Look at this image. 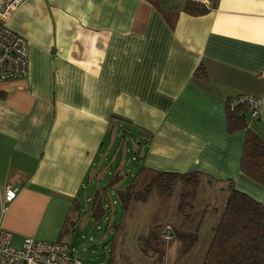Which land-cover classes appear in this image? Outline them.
<instances>
[{
	"label": "crops",
	"instance_id": "crops-1",
	"mask_svg": "<svg viewBox=\"0 0 264 264\" xmlns=\"http://www.w3.org/2000/svg\"><path fill=\"white\" fill-rule=\"evenodd\" d=\"M184 2L17 8L8 27L28 42L29 70L0 82V230L12 247L25 238L72 246L90 235L91 251H75L82 264H155L121 205L120 223L110 208L118 191L138 187L143 169L199 173L204 199L231 181L264 205V186L239 168L246 131L227 132L225 117L228 98L258 99L248 130L264 141V0H217L200 16ZM9 185L17 194L3 206ZM123 232L132 251L120 249Z\"/></svg>",
	"mask_w": 264,
	"mask_h": 264
},
{
	"label": "trees",
	"instance_id": "trees-1",
	"mask_svg": "<svg viewBox=\"0 0 264 264\" xmlns=\"http://www.w3.org/2000/svg\"><path fill=\"white\" fill-rule=\"evenodd\" d=\"M216 3L217 0H209V4L185 0L182 9L188 15L200 16L214 8ZM166 7L174 11L179 8L168 5ZM172 24L173 22H170L171 26ZM198 72L205 77L204 69L201 68ZM242 96L228 98L225 109L226 128L229 133L243 129L246 131L240 172L253 182L264 186V141L248 130V123L254 119L250 118L249 106L240 101ZM142 171L145 173L143 180H139V189L132 185L117 192V200L123 210L132 203L147 202L153 190L163 196H171L175 187L181 183L185 190H191L194 195L201 186V175L196 172L181 174L146 169ZM185 193L179 196L180 209L190 194ZM218 193L225 195L222 209H217L214 204V207H207L202 211L203 217L214 215L218 217V221L210 229V242L201 264H264V205L236 190L231 181L226 182L224 189L216 192L219 197ZM214 200L218 202L217 197H214ZM174 237L184 243L183 252L190 251L197 241V235L193 233L177 232ZM149 239L150 235L147 236V240ZM141 252L146 255L144 251ZM154 253L158 255L155 264H161L163 252Z\"/></svg>",
	"mask_w": 264,
	"mask_h": 264
},
{
	"label": "rangeland",
	"instance_id": "rangeland-1",
	"mask_svg": "<svg viewBox=\"0 0 264 264\" xmlns=\"http://www.w3.org/2000/svg\"><path fill=\"white\" fill-rule=\"evenodd\" d=\"M186 190L181 183L175 187L171 196H163L153 190L147 202L132 203V206L130 205L127 209H124V212L127 216L126 224L129 225L130 232L134 231L135 229L139 230L138 232L140 233V238L136 242L139 249L141 251H144L148 256L154 257L153 259H157L158 256L157 253H154V251L163 252V254L169 255V259H166V264H201L203 260V254L210 242V229L215 226L218 221V217L214 215L208 214L203 217L202 211L207 207L209 209L211 207H214V204H216V207L219 210H221L223 207L222 201L225 195L222 193L221 195L218 193L219 197L215 193L212 197L206 198L205 196L204 199L203 193L205 191L197 190V192L193 195L191 194V190H187V192ZM182 193L190 194L181 204L182 210H178V203H180L179 196ZM214 197H217L218 202H214ZM113 200H115V198H113ZM111 202L113 203V201ZM135 207L139 209L142 208L141 212H139L138 215L135 212ZM110 208L112 212L115 211L118 214L115 222L120 223L122 218L120 209L122 208L120 207L119 203H113V205L111 204ZM180 224L188 227V229H184L182 233H193L197 235V241L194 248L188 252H183L185 248L184 243L178 239H175L174 236L171 237V239H173L172 241H170L171 239H169L168 241H164L159 237V233L161 232L160 235H162V230L164 229V227L170 226L172 229L174 226L179 227ZM146 227L148 231L147 233L143 234L144 232H146ZM93 232L94 234H97L95 232V228H93ZM149 235L150 239L147 240V236ZM122 236L123 239L122 245H120V249L122 248L123 250H126V248H128L129 251L135 249V247H132L134 246V243L131 240L130 241L132 243L128 245L124 243V232L122 233L121 237ZM91 237L92 236L89 235L82 242H77L76 238L73 239L71 241L73 247L69 244L72 248L75 249L80 258L82 256V250L84 249V247L85 253L91 251ZM122 256L123 260L126 261V255L122 254ZM127 257H129V254ZM175 258H179V261H181L182 259L183 262L178 263L176 262Z\"/></svg>",
	"mask_w": 264,
	"mask_h": 264
},
{
	"label": "built area",
	"instance_id": "built-area-1",
	"mask_svg": "<svg viewBox=\"0 0 264 264\" xmlns=\"http://www.w3.org/2000/svg\"><path fill=\"white\" fill-rule=\"evenodd\" d=\"M25 0H0V82L23 78L28 73V42L8 27V23ZM200 1L208 4V0ZM264 75V73H262ZM240 101L249 106L250 118L258 117L260 101L243 95ZM17 189L7 186L3 196V206L12 202ZM172 237L171 228L164 227L161 238L168 241ZM10 233L0 230V264H82L74 248L65 242H44L25 238L19 249L11 246Z\"/></svg>",
	"mask_w": 264,
	"mask_h": 264
}]
</instances>
